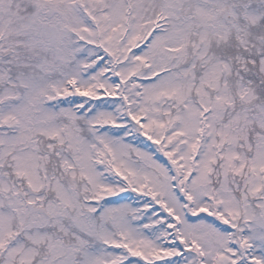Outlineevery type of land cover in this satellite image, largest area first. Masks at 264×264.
Here are the masks:
<instances>
[{
    "label": "snow or ice",
    "instance_id": "snow-or-ice-1",
    "mask_svg": "<svg viewBox=\"0 0 264 264\" xmlns=\"http://www.w3.org/2000/svg\"><path fill=\"white\" fill-rule=\"evenodd\" d=\"M0 264H264V0H0Z\"/></svg>",
    "mask_w": 264,
    "mask_h": 264
}]
</instances>
